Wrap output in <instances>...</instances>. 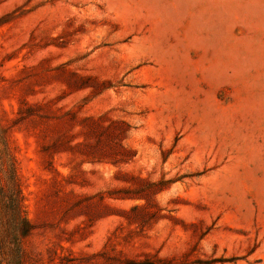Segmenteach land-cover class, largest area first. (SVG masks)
Masks as SVG:
<instances>
[{
  "label": "rangeland",
  "instance_id": "1",
  "mask_svg": "<svg viewBox=\"0 0 264 264\" xmlns=\"http://www.w3.org/2000/svg\"><path fill=\"white\" fill-rule=\"evenodd\" d=\"M0 264H264V0H0Z\"/></svg>",
  "mask_w": 264,
  "mask_h": 264
},
{
  "label": "trees",
  "instance_id": "2",
  "mask_svg": "<svg viewBox=\"0 0 264 264\" xmlns=\"http://www.w3.org/2000/svg\"><path fill=\"white\" fill-rule=\"evenodd\" d=\"M12 231L16 232V228H13ZM10 243H11L12 245H14V247H16V245H17L16 242H14V241H13V242H10Z\"/></svg>",
  "mask_w": 264,
  "mask_h": 264
}]
</instances>
